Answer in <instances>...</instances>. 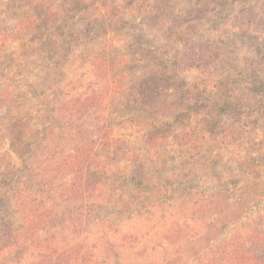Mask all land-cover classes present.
Listing matches in <instances>:
<instances>
[{
  "label": "rangeland",
  "instance_id": "374dc122",
  "mask_svg": "<svg viewBox=\"0 0 264 264\" xmlns=\"http://www.w3.org/2000/svg\"><path fill=\"white\" fill-rule=\"evenodd\" d=\"M43 2L0 0V264L234 263L264 231V0H173L192 18L175 35L225 41L215 73L179 67L149 0ZM156 70L224 83L231 112L202 100L179 119L190 139L153 124L172 119L140 104Z\"/></svg>",
  "mask_w": 264,
  "mask_h": 264
},
{
  "label": "trees",
  "instance_id": "16d2710c",
  "mask_svg": "<svg viewBox=\"0 0 264 264\" xmlns=\"http://www.w3.org/2000/svg\"><path fill=\"white\" fill-rule=\"evenodd\" d=\"M31 2L32 0H27ZM44 4L49 3L47 0ZM148 6L144 5L145 10H148L149 13L148 17H150V21L148 20L149 24H151L154 29L160 33L164 31H169L170 36L175 35V31L177 29L182 28V30H188V26L192 21V18L187 17L190 15L188 11L185 10H178V12L174 11L172 8L173 0H149ZM62 8V6H61ZM47 10V11H46ZM45 10V15L50 14L49 11H52V7H48ZM168 10V13L166 12ZM186 12L184 14L183 12ZM41 18L42 21H47L49 16H45ZM29 16V15H28ZM29 16L30 21H34L33 18ZM172 39L178 40L179 42L184 44V51L183 55L180 56L179 67L182 64V68L184 69H193L194 67L210 71L211 73H215L218 70L216 65H213L210 68L211 64H214L221 53V45L225 42H219L216 38H208L207 40H195L192 38L190 33L188 34H176L173 36ZM173 42V40L171 41ZM104 71V72H102ZM100 74L103 77L110 78V74L104 70H100ZM255 85L251 87L253 91L260 95H264V82H254ZM202 84V83H201ZM199 81H194L191 83L184 82L180 86V90L176 89L177 83L173 80V76L171 74L165 73L161 70H156L155 72L149 73V75L144 76L138 84V92H139V100L140 104L144 107H152L154 110H158L160 113H169L172 119H162L159 123L154 122L153 124H159L161 127L163 125H173L175 124L176 130L180 131V134L183 137H188L190 139L193 137L195 130L191 128L187 123L180 121L179 119L183 118L182 116L188 114L190 108L202 102H212L213 107L219 114L231 112L229 101L233 99V95L228 91H226L227 86L219 82L218 85L215 86L214 89L203 87ZM234 86V84H232ZM238 85V83H235ZM217 98L219 101H216ZM175 99L178 100L176 104H174ZM213 100V101H212ZM224 100L223 103L220 101ZM80 104V103H79ZM180 105L182 107L180 108ZM75 107V105L73 104ZM80 107V105H79ZM155 138V137H153ZM195 142H192L194 145ZM34 148V147H33ZM71 156V163L66 161L63 165L66 167L70 166V168L75 169L74 163H72ZM2 161V160H1ZM60 165V166H63ZM61 168V167H60ZM78 171V169H75ZM74 170V171H75ZM7 169L5 170V174ZM85 171V170H84ZM138 172V170H137ZM90 171H85L84 174L86 175L87 180H95L94 177L96 174ZM13 176V180H14ZM84 179L83 173H80L79 177L77 178L78 181ZM151 178H141L138 179V184H136L137 188L143 189L148 182H151ZM76 187L75 181L72 183L73 188ZM47 217L45 215L40 216L39 219L36 221L38 226H44L47 222ZM32 229L35 227L31 225ZM252 230L254 234V238L251 240L253 241L250 248L243 249L242 254H235L236 258L234 263L231 264H264V231L258 229ZM14 239V241H13ZM13 239H10V243L13 242L18 244L19 240L22 239L20 236H15ZM254 252V253H252ZM79 255L86 256L84 253L81 254L79 252L77 258L79 259ZM88 256V254H87ZM234 256V254H233ZM238 258V259H237ZM53 263H56V257L53 254L51 258ZM64 264V263H63ZM65 264H70L66 262Z\"/></svg>",
  "mask_w": 264,
  "mask_h": 264
}]
</instances>
